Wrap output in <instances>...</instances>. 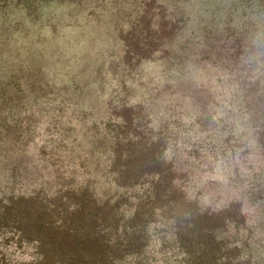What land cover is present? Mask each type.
<instances>
[{"label":"rangeland","instance_id":"1","mask_svg":"<svg viewBox=\"0 0 264 264\" xmlns=\"http://www.w3.org/2000/svg\"><path fill=\"white\" fill-rule=\"evenodd\" d=\"M242 3L0 0V186L49 202L73 170L110 202L134 199L108 168L161 142L205 204L233 197L242 153L262 161L236 73L264 72V12L245 6L244 27L227 13Z\"/></svg>","mask_w":264,"mask_h":264},{"label":"trees","instance_id":"2","mask_svg":"<svg viewBox=\"0 0 264 264\" xmlns=\"http://www.w3.org/2000/svg\"><path fill=\"white\" fill-rule=\"evenodd\" d=\"M244 2L227 13L240 14L249 27L253 12L245 6L264 12V0ZM237 69L248 119L257 113L251 121L262 161L254 166L246 161L252 152L242 153L228 177L233 197L216 191L205 204L208 191L190 192L198 187L184 180L187 171L166 166L161 142L108 168L119 185L137 187L134 199L123 192L125 200L110 202L89 185L78 186L73 170L49 202L36 194L25 200L15 185H2L0 264H169L171 253L175 264H264V72L255 78ZM65 199L75 200L74 207Z\"/></svg>","mask_w":264,"mask_h":264}]
</instances>
